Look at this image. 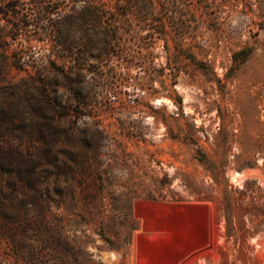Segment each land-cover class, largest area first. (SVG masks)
I'll list each match as a JSON object with an SVG mask.
<instances>
[{
  "label": "rangeland",
  "instance_id": "obj_1",
  "mask_svg": "<svg viewBox=\"0 0 264 264\" xmlns=\"http://www.w3.org/2000/svg\"><path fill=\"white\" fill-rule=\"evenodd\" d=\"M43 119L48 235L4 264H264V0H0V148Z\"/></svg>",
  "mask_w": 264,
  "mask_h": 264
},
{
  "label": "trees",
  "instance_id": "obj_2",
  "mask_svg": "<svg viewBox=\"0 0 264 264\" xmlns=\"http://www.w3.org/2000/svg\"><path fill=\"white\" fill-rule=\"evenodd\" d=\"M7 3L9 6L10 2ZM248 55V51L242 50L234 57L236 61H243ZM76 95L81 96L80 93ZM61 129L59 125L43 119L37 124L40 143L37 149L29 151L16 147L0 148V238L11 242L18 254L27 252L28 249H32V252L36 250L35 244H23L26 241L35 242V238H28L24 236L25 233H36V237L48 235L46 214L50 205L42 195L50 192V184L43 181V175L53 163V150L57 139L63 134ZM48 133L51 140L47 139ZM7 190L11 191V198L4 195ZM32 209L43 212L38 217V225L30 215ZM0 264H4L2 259Z\"/></svg>",
  "mask_w": 264,
  "mask_h": 264
},
{
  "label": "bare ground",
  "instance_id": "obj_3",
  "mask_svg": "<svg viewBox=\"0 0 264 264\" xmlns=\"http://www.w3.org/2000/svg\"><path fill=\"white\" fill-rule=\"evenodd\" d=\"M147 262H149V261H147ZM147 264V263H146Z\"/></svg>",
  "mask_w": 264,
  "mask_h": 264
}]
</instances>
